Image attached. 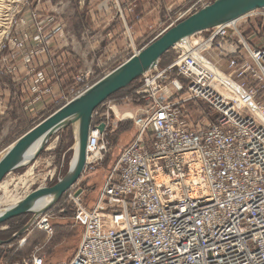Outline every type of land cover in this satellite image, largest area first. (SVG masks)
I'll list each match as a JSON object with an SVG mask.
<instances>
[{
    "label": "built area",
    "instance_id": "1",
    "mask_svg": "<svg viewBox=\"0 0 264 264\" xmlns=\"http://www.w3.org/2000/svg\"><path fill=\"white\" fill-rule=\"evenodd\" d=\"M24 38L8 42L21 49ZM176 51L126 96L149 101V117L116 155L95 204L75 189L67 195L82 234L65 264H264V8L197 32ZM45 79L36 73L33 101ZM197 100L216 113L212 122L182 118ZM108 130L95 110L83 173L111 158ZM48 218L35 224L45 221L49 235ZM41 249L23 263L44 264Z\"/></svg>",
    "mask_w": 264,
    "mask_h": 264
},
{
    "label": "rangeland",
    "instance_id": "2",
    "mask_svg": "<svg viewBox=\"0 0 264 264\" xmlns=\"http://www.w3.org/2000/svg\"><path fill=\"white\" fill-rule=\"evenodd\" d=\"M1 1L0 72L10 74L15 71V64L9 59L12 52H26V60L30 62L37 56H48V51H51L52 58L46 63L39 68H29V72H33L28 89L33 96L32 101L35 96L31 93V87L37 72H42L46 77L41 84V92L38 93H41L39 99L51 93L56 84L54 78L63 77L48 107L30 124L32 127L40 118L46 117L124 62L166 27L212 0H183L169 6L161 4L154 6L156 12H150L152 6L147 11L139 9V0ZM197 2L199 3L196 4ZM109 11L112 18L107 13ZM107 19L109 23L106 22ZM35 32L41 33L40 43L32 41ZM251 32L247 28L245 37L248 38ZM21 37L26 40L24 48L19 49L8 42V38ZM4 42L3 49L1 44ZM176 55L177 51L172 49L162 56L160 64L165 60H174ZM157 69L161 70L157 66L149 72ZM142 80L143 76L134 80L108 97L96 109L109 119L106 139L113 145L111 158H105L92 172L83 173L74 188L65 192L47 210L45 214L49 216L52 235L49 236L46 230L37 226L30 227L19 238L0 245V264H24L23 261L37 246L42 247L39 253L44 256V264H65L73 256L81 238L82 227L71 219L73 204L68 201L67 195L74 189L75 192L81 190L78 196H81L83 204L88 208L95 204L116 155L134 140L149 117V101L138 103L135 98H126L141 91ZM27 103L25 106H28ZM188 104L187 115L182 118L185 117L189 123L203 121L207 124V121L214 120L216 113L207 103L197 100ZM197 109L201 111L200 116ZM75 147L71 127L60 131L32 164L9 173L0 182V207L23 198L39 187L55 184L68 171ZM13 233L0 235V240L10 238ZM23 239L25 242L20 244Z\"/></svg>",
    "mask_w": 264,
    "mask_h": 264
},
{
    "label": "water",
    "instance_id": "3",
    "mask_svg": "<svg viewBox=\"0 0 264 264\" xmlns=\"http://www.w3.org/2000/svg\"><path fill=\"white\" fill-rule=\"evenodd\" d=\"M261 8H264V0H212L202 5L166 27L124 62L52 111L8 145L0 156V182L9 173L32 164L48 142L68 127L73 131L77 149L76 151L74 149L73 153L75 161L72 164L70 162L66 174L55 184L39 187L23 198L0 207V226L11 218L23 214L31 215L10 238L0 240V245L8 244L27 232L35 220L53 207L79 180L85 166L92 115L98 106L115 92L156 69L165 53L172 49L176 50L195 33L237 20ZM103 129L104 124H100L99 130ZM80 194L81 190L75 192V196ZM6 227L2 225L0 229Z\"/></svg>",
    "mask_w": 264,
    "mask_h": 264
},
{
    "label": "crops",
    "instance_id": "4",
    "mask_svg": "<svg viewBox=\"0 0 264 264\" xmlns=\"http://www.w3.org/2000/svg\"><path fill=\"white\" fill-rule=\"evenodd\" d=\"M180 1L183 0H139V9L147 11L153 8L150 12H156L154 6L161 4L169 6ZM149 6L152 7L149 8ZM107 13L111 14L110 11ZM110 18H112V15H110ZM106 22L109 23V20ZM47 55L37 56L29 62L26 60V52L23 54L12 52L9 59L15 64V71L10 74L0 72V156L9 144L29 129L30 124L39 115H42L55 92L59 89V82L63 80V77L59 78L60 76L57 79L54 78L56 84L53 85L50 94L43 95L41 99L32 102L25 109V104L31 101L33 97L28 90L33 73L29 72V68L42 66L43 63L52 58L51 51H48ZM172 61L165 60L162 64L159 62V69L168 66Z\"/></svg>",
    "mask_w": 264,
    "mask_h": 264
},
{
    "label": "trees",
    "instance_id": "5",
    "mask_svg": "<svg viewBox=\"0 0 264 264\" xmlns=\"http://www.w3.org/2000/svg\"><path fill=\"white\" fill-rule=\"evenodd\" d=\"M171 51V50H169ZM168 51V52H169ZM167 52V53H168ZM166 54V53H165ZM164 54V55H165ZM47 116V115H46ZM45 116H43L42 118H40V120H42ZM39 120V121H40ZM29 214H23L14 218H11L9 220H7L6 222H4L2 225H6L8 226L5 230H0V235H5V234H9V233H13L16 230H18L19 228H21V226H23L28 218ZM1 225V226H2ZM1 236V237H2Z\"/></svg>",
    "mask_w": 264,
    "mask_h": 264
},
{
    "label": "bare ground",
    "instance_id": "6",
    "mask_svg": "<svg viewBox=\"0 0 264 264\" xmlns=\"http://www.w3.org/2000/svg\"><path fill=\"white\" fill-rule=\"evenodd\" d=\"M2 2H3V1L0 2V12H1V8H2ZM0 16H1V14H0ZM121 19H122V18H121ZM0 23H1V19H0ZM3 33H4V32H3ZM183 44H185V41L183 42ZM76 149H77V145H76V147H75V151H76ZM74 161H75V156H74L73 159L71 160V164H72ZM85 161H86V160H85ZM84 169H85V166H84ZM84 169H83V171H84ZM82 175H83V172H82L81 176H82ZM73 188H74V186H73L72 188H70L68 191L72 190ZM68 191H67V192H68ZM67 192H66V193H67ZM70 193H71V192H70ZM64 194H65V193H64ZM64 194H63V195H64ZM63 195H62V196H63ZM62 196H61V197H62ZM57 202H58V201H57ZM57 202H56V203H57ZM56 203H55V204H56ZM55 204H54V205H55ZM41 206H43V204H42ZM51 208H52V207H51ZM51 208H49V210H50ZM41 216H42V215H41ZM41 216H39V217L35 220V222L32 224V226H36L35 223L38 222V220H39V218H40ZM44 222H45V221H43V223H41L42 225L39 223V227H41V228H45V223H44ZM32 226H31V227H32ZM0 227H1V226H0ZM22 235H23V234H22ZM50 235H52V230H51V232L49 233V236H50Z\"/></svg>",
    "mask_w": 264,
    "mask_h": 264
}]
</instances>
